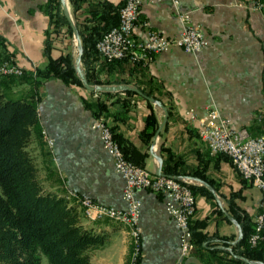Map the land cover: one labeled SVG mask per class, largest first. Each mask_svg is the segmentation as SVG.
I'll return each instance as SVG.
<instances>
[{
	"label": "crops",
	"instance_id": "0c3cea01",
	"mask_svg": "<svg viewBox=\"0 0 264 264\" xmlns=\"http://www.w3.org/2000/svg\"><path fill=\"white\" fill-rule=\"evenodd\" d=\"M104 1L114 5L125 2ZM239 1L179 0L174 5L171 0H143L140 19L150 29L177 37L182 32L178 13H186L194 25L201 26L208 45L197 54L172 48L157 55L145 68L143 77H130L126 69L123 72L119 68L112 74L113 80L124 78L140 83L166 107L167 129L165 125L161 130L154 152L164 161L166 154L159 152L162 145L181 156L188 171L199 166L218 189L213 187V200L196 196L193 225L205 223L199 229L204 239L187 257L181 254L180 231L165 209V196L138 191L142 242L139 264H230L239 233L237 225L228 218L231 194H240L236 204L254 220L263 212L262 192L244 182L230 160L209 156L198 132L199 122L214 108L230 121L232 128H246L251 136H264V127L257 121L260 114L264 118V19L247 8L250 0L238 5ZM85 8L82 5L76 14L80 21L86 16ZM53 26L49 0H1L0 40L4 45L0 46V58L10 56L26 74L45 68L48 38L52 40L51 57L64 55L62 44L56 45L52 38ZM145 33L143 27L135 30L140 40H145ZM148 80L152 84H147ZM0 87L6 96L19 100L32 95L40 99L38 127L54 141L52 162L45 140L42 142L41 135L35 137L36 132L28 150L35 158L46 191L61 196H87L98 204L125 209L124 180L103 148L99 131L92 128L94 112L85 105V99L91 98L89 92L56 78L35 87L29 78L0 77ZM124 94L119 92L116 96L125 98ZM116 96L109 98V104L117 100ZM128 99L134 106L124 115L125 121L119 124L118 131L138 153L147 154L145 168L156 176L159 164L151 153L154 138L150 145L141 138L151 110L146 100ZM110 109L119 111L116 105ZM190 110L199 122L191 121L187 115ZM154 112L160 123L164 118L162 110L154 108ZM71 204H76L74 198ZM81 222L86 229L105 237V245L90 252L92 264L128 263L131 244L122 224L109 219L89 220L83 214Z\"/></svg>",
	"mask_w": 264,
	"mask_h": 264
},
{
	"label": "trees",
	"instance_id": "16d2710c",
	"mask_svg": "<svg viewBox=\"0 0 264 264\" xmlns=\"http://www.w3.org/2000/svg\"><path fill=\"white\" fill-rule=\"evenodd\" d=\"M59 3L60 0H49L50 19L54 23L53 32L62 22ZM71 3L75 14L82 5H86V16L78 27L84 49L82 64L88 82L92 85H131L144 96L158 99L151 90L141 87L138 82L124 78L112 79L114 70L118 68L123 72L126 69L130 77H143L146 71L144 66L131 64L128 60H119L102 63L95 72L98 62L96 43L117 26L122 4L114 5L104 0H71ZM63 21L68 24L66 18ZM69 28L71 30L70 26ZM51 42V38L46 41V67L37 69L35 75L25 73L20 79H32L33 86L38 87L43 81L56 78L68 85L84 89L75 72L72 55H61L53 59L50 55ZM3 45L0 40V46ZM147 84L152 82L148 80ZM89 95L91 98L85 101L86 107L94 112L95 117H103L125 158L145 168L147 154L138 153L118 131L119 124L125 121L124 115L134 106L128 97L144 101L145 99L131 91L125 92V98L116 96L119 92L97 94V97L94 92H89ZM115 96L117 100L109 104V98ZM39 101L36 95L28 99L12 100L0 87V264H42L43 257L48 264H92L90 252L105 245L104 235L82 225L77 205H72L65 196L60 197L44 189L35 158L28 150L34 132L39 129ZM114 105L118 106L119 111H111L110 106ZM147 105L151 112L145 118L141 138L146 145H150L159 123L152 104L147 102ZM169 115L171 116L170 111ZM160 152L166 154L162 165L165 176L199 178L218 190L214 182L199 170V166L188 171L181 156L175 155L162 145ZM189 187L195 197L201 195L208 200L214 199L213 194L205 187ZM240 197V194L233 193L228 199L229 212L241 226L243 234L242 240L234 247L230 264H248L236 258L237 256L264 263V234L256 246L249 244V238L255 231V220L236 204L235 200ZM204 226L205 223H191L195 246L201 245L204 239L199 231Z\"/></svg>",
	"mask_w": 264,
	"mask_h": 264
},
{
	"label": "built area",
	"instance_id": "2783aa9c",
	"mask_svg": "<svg viewBox=\"0 0 264 264\" xmlns=\"http://www.w3.org/2000/svg\"><path fill=\"white\" fill-rule=\"evenodd\" d=\"M262 0H255L256 8L263 7ZM143 0H125L119 11V23L110 30L97 44L99 57L106 62L129 59L142 66L150 64L155 55L167 51L172 46L186 52H199L205 45L201 30L190 24L188 15H180L184 30L177 39H168L164 35L151 30L146 22H139ZM1 7V2H0ZM143 25L147 29L145 40L136 39L135 28ZM0 74L8 77H21L24 70L12 61L0 66ZM191 120H195L194 111L187 112ZM200 138L212 154H223L230 158L240 175L253 182L264 191V138L250 137L246 129L235 130L229 121L215 109H210L201 121ZM93 129L99 131L102 144L114 161L115 171L124 180L123 200L125 209L104 206L95 203L87 196L81 197L87 207V216L93 219L108 218L115 222H126L132 227L131 237L135 239L133 261L137 264L141 257V228L139 225L141 204L136 198L140 190H149L163 194L166 198L165 209L175 221L181 233L182 255H188L193 249L191 220L195 214L196 201L185 181L169 176H153L147 168L128 161L122 153L113 134L103 119H97ZM264 200V198H263ZM264 206V203H263ZM264 215L256 220L255 232L249 242L256 245L262 239Z\"/></svg>",
	"mask_w": 264,
	"mask_h": 264
},
{
	"label": "rangeland",
	"instance_id": "374dc122",
	"mask_svg": "<svg viewBox=\"0 0 264 264\" xmlns=\"http://www.w3.org/2000/svg\"><path fill=\"white\" fill-rule=\"evenodd\" d=\"M172 2H173V4L174 5H178L179 4V0H171ZM0 2H1V0H0ZM242 2V4H244V3H247L245 0H240L239 1V3H238V5H240V3ZM262 3H263V7H261V8H256V6H257V4H255V0H250V4H248V6H247V8L250 10V11H253V12H257V13H259L262 17H263V19H264V0H262L261 1ZM125 3V2H124ZM124 3L122 4V6L124 5ZM68 4H69V7H70V11H71V14H72V17L74 18V20H75V23H76V25H77V27H78V24H80V22L82 21L83 22V20L81 19V21L77 18V16H76V14L74 13V11H73V8H72V3H71V0H68ZM82 8V7H81ZM122 8V7H121ZM120 8V9H121ZM59 9H60V13H59V15H60V17H61V20H62V22L61 23H56V24H58L57 25V27H56V31H52V38L54 39V41H56V45H59L60 46V44H62V46H63V53H64V55H66V54H71L72 55V57H73V60H74V58H75V56H76V48H75V40H74V37H73V33H72V30H70V28H69V26L70 25H68L67 24V22H64L63 20L66 18L65 17V15H64V13H63V10H62V6H61V3H59ZM120 11V10H119ZM188 15V14H186V13H178V18H179V21H180V23H181V25H182V32L180 33V35L179 36H177V37H174V38H171V37H168V36H166L164 33H162V32H160V31H157V30H153V29H151V30H153V31H155V32H158V33H160V34H162V35H164L166 38H168V39H177V38H179L180 36H181V34L183 33V30H184V27H183V24H182V22H181V19H180V15ZM189 16V15H188ZM65 17V18H64ZM189 21H190V24L192 25V26H194V27H196L197 29L199 28L200 30H201V32H202V35H203V39H204V41H205V45L203 46V48L201 49V51L208 45V41H207V39H206V37H205V34H204V31H203V29L201 28V26H197V25H194L193 23H192V21H191V19H190V16H189ZM139 22H141V23H143V22H146V21H143V20H141L140 18H139ZM119 23V22H118ZM147 23V22H146ZM118 25V24H117ZM116 27V26H115ZM137 27H143L144 29H145V36H147V29L145 28V26H143V25H138L137 24V26H136V28ZM114 28V27H113ZM112 28V29H113ZM136 28H135V30H136ZM111 29V30H112ZM78 30H79V27H78ZM109 32V31H108ZM107 32V33H108ZM106 33V34H107ZM105 34V35H106ZM104 35V36H105ZM135 36V38L136 39H138V37H137V35L136 34H134ZM103 36V37H104ZM102 37V38H103ZM101 38V39H102ZM100 39V40H101ZM82 40V39H81ZM99 40V41H100ZM98 41V42H99ZM98 42L96 43V46H97V44H98ZM83 44V43H82ZM172 48H178V49H180V50H182V51H184L185 53H188V54H197V53H199V52H201V51H199V52H196V53H193V52H186L184 49H182V48H179V47H177V46H172V47H170L167 51H169L170 49H172ZM97 50V49H96ZM167 51H163V52H161L160 54H162V53H164V52H167ZM160 54H157V55H160ZM157 55H155V57L157 56ZM97 56H98V58L96 59L98 62L96 63V70H95V72H97V69L100 67V65L102 64V63H105L106 61H104V60H102L101 59V57H99V55H98V53H97ZM155 57H154V59L150 62V64H145V63H143L145 66H144V68H148V66H150L153 62H154V60H155ZM12 61V63L13 64H15V62H14V60H13V58H11L10 56L9 57H3V58H0V66L4 63V62H6V61ZM125 60H128L131 64H136V65H139L140 67H142V65H140L138 62H135V63H133V62H131L129 59H125ZM16 65V64H15ZM17 66V65H16ZM18 67V66H17ZM82 67H83V64H82ZM83 69H84V67H83ZM35 73H36V70H33V75H35ZM24 74H25V71H24ZM23 74V75H24ZM0 77H3V78H7V79H11V78H21V77H8V76H3V75H1L0 74ZM92 85V84H91ZM93 85H98V84H93ZM103 85H106V84H103ZM125 85V84H124ZM131 86V85H130ZM135 87V86H134ZM79 88H81V87H79ZM81 89H83V88H81ZM84 90V92H86V93H88L89 91H87L85 88L83 89ZM125 93V92H124ZM94 94H96V96L95 97H97V94H102V93H94ZM8 98H10V99H12V100H19V98H13V97H11L10 95L9 96H7ZM29 97H27V98H25V99H28ZM151 98V97H150ZM145 99V98H144ZM155 99V98H154ZM20 100H22V99H20ZM86 100H88L87 98L85 99V101ZM146 100V99H145ZM156 100H158V99H156ZM159 101V100H158ZM146 102H149V101H147L146 100ZM152 104V103H151ZM152 106H153V109L154 108H157V109H159L156 105H154V104H152ZM211 109H214V108H211ZM210 110V109H209ZM208 110V111H209ZM216 110V109H215ZM208 111H207V113H208ZM219 112V111H218ZM207 113H206V115H207ZM195 114V116H196V113H194ZM219 114L221 115V113L219 112ZM187 115L189 116V118H190V115L187 113ZM205 115V116H206ZM95 116V115H94ZM222 116V115H221ZM38 117H39V113H38ZM223 117V116H222ZM205 117H203V119H204ZM223 118H225V117H223ZM94 122L97 120V119H103V117H94ZM191 119V118H190ZM203 119H201V121L203 120ZM227 119V118H226ZM104 120V119H103ZM196 120V119H195ZM195 120H191V121H195ZM228 120V119H227ZM105 121V120H104ZM196 121H198L199 122V120H196ZM229 121V120H228ZM257 121H258V123H260V125L262 126V127H264V118H263V116L260 114V115H258V117H257ZM202 122H199V124H201ZM94 124V123H93ZM160 124V123H159ZM229 124H230V121H229ZM158 127H159V125H158ZM231 127V126H230ZM92 128H93V125H92ZM232 128V127H231ZM234 129V128H233ZM242 129H246V128H242ZM235 130H239V129H235ZM247 131H248V129H246ZM112 132V131H111ZM198 132H200V129H199V131ZM248 133H249V131H248ZM113 134V133H112ZM37 135L39 136V135H41L40 137L42 138V142H44V140H45V142H44V146L46 147V150H47V155H48V159H49V162L51 161L52 162V157H53V147H54V141H53V139H51L48 135H47V133H46V131H44V130H41L40 131V129H38L37 131H36V134H35V137H37ZM249 135H250V137H263L264 138V136L263 135H258V136H251V134L249 133ZM199 137H200V135H199ZM114 138V137H113ZM44 139V140H43ZM100 139H101V136H100ZM201 139V138H200ZM202 141V140H201ZM101 142H102V140H101ZM203 142V141H202ZM204 143V142H203ZM103 145V144H102ZM204 145H205V143H204ZM205 147H206V145H205ZM104 148V147H103ZM121 149V148H120ZM206 150H207V153L209 154V156H212V157H218V156H223V157H225V158H227L228 160H230L231 161V163L233 164V166L235 167V165H234V163H233V161L230 159V158H228L226 155H223V154H212L210 151H209V149L206 147ZM106 151V150H105ZM107 152V151H106ZM160 152V151H159ZM123 153V152H122ZM160 154H161V152H160ZM124 155V154H123ZM162 157V156H161ZM112 158V157H111ZM115 167V166H114ZM235 169H236V167H235ZM236 171L238 172V170L236 169ZM151 173V172H150ZM152 174V173H151ZM238 174L240 175V173L238 172ZM241 176V178H242V180L244 181V182H247V183H250V184H252L253 186H255V187H257L253 182H250V181H247V180H245L244 178H243V176L242 175H240ZM158 177H161V176H158ZM169 177H172V176H169ZM174 177V176H173ZM181 177V176H180ZM185 177V176H184ZM186 185H188V187L190 186V185H194V184H191V183H188V182H186L185 183ZM210 185V184H209ZM196 186V185H195ZM198 187H201V186H198ZM124 188V187H123ZM190 188V187H189ZM258 188V187H257ZM207 189V188H206ZM214 189V188H213ZM261 192H262V201H261V208H262V210H263V212H262V214L261 215H264V206H263V203H264V200H263V198H264V191L263 190H261L260 188H258ZM215 190V189H214ZM146 191H149V190H146ZM48 192V191H47ZM150 192H152V191H150ZM50 193H52V192H50ZM152 193H154V192H152ZM212 193V192H211ZM53 194H56V193H53ZM154 194H157V193H154ZM213 194V193H212ZM56 195H58V194H56ZM60 197H64V195H59ZM122 196H123V194H122ZM214 196V195H213ZM67 199H69L70 200V203H71V200L74 198L75 199V201H76V204L75 205H77L78 206V209L80 210V215L81 214H83L86 218H88L89 220H100V219H108V218H100V219H93V218H90V217H88V216H86V214H85V212H84V210H83V208H81V206L79 205V203H78V200L79 199H81V197H83V196H78V195H73V194H71V195H68V196H65ZM195 201H196V197H195ZM96 203V202H95ZM98 204V203H97ZM101 205V204H100ZM228 208H229V206H228ZM195 213H196V210H195ZM260 215V216H261ZM194 216H195V214H194ZM194 216H193V218H194ZM260 216H258L256 219H255V228H256V220L260 217ZM193 218H192V220H191V223L193 222ZM110 220V219H109ZM119 223V222H118ZM121 224V223H120ZM123 225V224H122ZM125 228H126V232H127V234H128V236H129V238H130V244H131V253H130V258H129V261H128V263L127 264H131L132 263V261H133V249H135V239H133L132 237H131V232H130V230H129V228L127 227V226H125V225H123ZM190 226H191V224H190ZM191 230V229H190ZM180 231V230H179ZM255 232V231H254ZM263 234H264V223H263V229H262V232H261V235H262V239H263ZM191 239H192V242H193V237H191ZM261 239V240H262ZM260 240V241H261ZM259 242V241H258ZM258 242H257V244H258ZM193 244H194V242H193ZM249 244L251 245V246H256V245H252L250 242H249ZM195 244H194V249L188 254V255H182L183 257H187V256H189L194 250H195ZM180 251H181V233H180ZM141 254H142V242H141ZM181 254H182V251H181ZM140 259H141V257H140ZM140 259H139V261L138 262H140ZM259 262V261H258ZM42 264H48V262H47V260H46V258L45 257H43L42 258Z\"/></svg>",
	"mask_w": 264,
	"mask_h": 264
},
{
	"label": "water",
	"instance_id": "95a60500",
	"mask_svg": "<svg viewBox=\"0 0 264 264\" xmlns=\"http://www.w3.org/2000/svg\"><path fill=\"white\" fill-rule=\"evenodd\" d=\"M60 3L62 6L63 13H64V15H65L70 27H71L73 37L75 40L76 56L74 58L73 63H74L75 72H76L78 78L80 79V81L82 82L83 87L87 91L94 92V93H117V92H128V91L135 92L139 96L145 98L147 101L156 105L160 110H162L164 118L160 122L158 130L154 136L153 143L151 146V153H152V155H154V157H156L158 164H159L155 175L156 176H165L162 172L163 159H162L161 155L156 154L154 152V146H156V143L158 141V136L168 121V111H167L166 107L160 101H158L154 98L144 96L143 93L141 91H139L134 86L124 85V84H121V85H91L88 82L85 71L82 67V56H83V52H84L83 44H82V40L80 37L78 27L75 23L74 18L72 17L70 7L68 4V0H60ZM174 178L188 182V183H191V184H194V185L205 187L216 196V193H215L213 187L211 185H209L208 183H206L205 181L199 179V178L190 177V176H185V177L184 176H181V177L180 176H174ZM228 218H230L238 227V231H239L238 237H237V240L234 242V245H237L243 238L241 226L239 225V223L235 222V220L231 216H228ZM236 258H238V259H240L243 262L248 263V264H264V263L258 262V261H250V260L245 259L243 257L237 256Z\"/></svg>",
	"mask_w": 264,
	"mask_h": 264
},
{
	"label": "bare ground",
	"instance_id": "6f19581e",
	"mask_svg": "<svg viewBox=\"0 0 264 264\" xmlns=\"http://www.w3.org/2000/svg\"><path fill=\"white\" fill-rule=\"evenodd\" d=\"M78 203L81 206V208H83V210H84V212H85V214L87 216V207H86V205H84V203H82L81 199L78 200ZM119 223L127 226L129 228L130 232H131V235H132V227H130L126 222H119Z\"/></svg>",
	"mask_w": 264,
	"mask_h": 264
}]
</instances>
